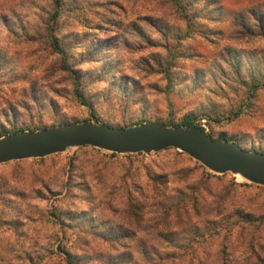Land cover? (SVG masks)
I'll list each match as a JSON object with an SVG mask.
<instances>
[{
  "label": "rangeland",
  "instance_id": "obj_1",
  "mask_svg": "<svg viewBox=\"0 0 264 264\" xmlns=\"http://www.w3.org/2000/svg\"><path fill=\"white\" fill-rule=\"evenodd\" d=\"M181 2L0 0V133L192 117L264 153V0ZM0 264H264V185L173 147L3 162Z\"/></svg>",
  "mask_w": 264,
  "mask_h": 264
},
{
  "label": "water",
  "instance_id": "obj_2",
  "mask_svg": "<svg viewBox=\"0 0 264 264\" xmlns=\"http://www.w3.org/2000/svg\"><path fill=\"white\" fill-rule=\"evenodd\" d=\"M83 145L119 153H150L173 147L216 173H238L252 183L264 185V153L246 150L221 137L213 138L197 126L171 127L160 122L130 127L66 123L8 134L0 138V163L44 157Z\"/></svg>",
  "mask_w": 264,
  "mask_h": 264
},
{
  "label": "trees",
  "instance_id": "obj_3",
  "mask_svg": "<svg viewBox=\"0 0 264 264\" xmlns=\"http://www.w3.org/2000/svg\"><path fill=\"white\" fill-rule=\"evenodd\" d=\"M169 1L173 2V4L176 5V7L178 8L177 10L183 11L185 9V7H184L185 5L181 2L182 0H169ZM53 2L55 4V6H56L55 7V9H56L55 11L56 12L53 14V16L55 17L56 14L58 13V8H59L60 4L62 3V0H53ZM48 29H49V36H50V39H51V44H52L54 50L58 51L59 53H63V51H64L63 48L57 44L55 39H53L54 38V36H53V34H54V32H53L54 31V26L52 24H49L48 25ZM192 119H193L192 117H185L182 120V122L180 123V125H176V126H173V127H194V126H197L194 123H192ZM140 124H144V123L141 122V123H137V124L131 125V126H136V125H140ZM162 124L167 125L165 123H162ZM126 127H130V126H126ZM197 127H199V126H197ZM20 131H25V130L20 129V130L12 131L10 133H0V138L5 136V135H8V134L18 133ZM30 131H36V130H30ZM222 139L227 141V139H224V138H222Z\"/></svg>",
  "mask_w": 264,
  "mask_h": 264
},
{
  "label": "bare ground",
  "instance_id": "obj_4",
  "mask_svg": "<svg viewBox=\"0 0 264 264\" xmlns=\"http://www.w3.org/2000/svg\"><path fill=\"white\" fill-rule=\"evenodd\" d=\"M235 175L237 176L238 179H243V177L240 174L235 173Z\"/></svg>",
  "mask_w": 264,
  "mask_h": 264
}]
</instances>
